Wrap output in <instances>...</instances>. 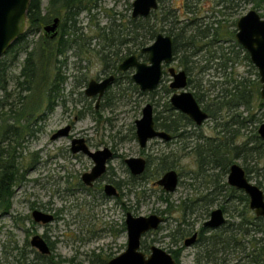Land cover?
Segmentation results:
<instances>
[{"label":"rangeland","instance_id":"1","mask_svg":"<svg viewBox=\"0 0 264 264\" xmlns=\"http://www.w3.org/2000/svg\"><path fill=\"white\" fill-rule=\"evenodd\" d=\"M133 1L93 0L92 5L95 7L90 12H80L73 23V29H78L76 36L79 39L76 45L62 57L56 58V61L52 60L49 74H53L56 69L55 73L59 72L64 78L62 90L51 110H48L46 97L43 99L46 89L42 91L43 85L37 91V100L34 99L38 113L30 123L34 125V130H39L33 138L29 137L22 144L23 149L20 151L23 161H19V175H22V179L13 188L10 211L0 216V264H27L31 261L37 264L35 254L44 255L30 245V240L35 235L43 237L52 246L50 255L43 257L38 264H106L126 248L127 236L123 228L126 211L133 216L162 214L167 218L156 231L143 237L141 250L145 254H148L150 246L167 252L172 250L179 244V240L171 238L177 229L199 230L207 220L206 213L199 215L188 211L185 216L188 215L187 221L192 225L179 227L183 218L182 202L186 198L193 200L200 196L210 199L212 195L208 193L214 188L210 173H206L204 179H195V153L190 151V146L183 145H197L199 141H192V138L199 134L208 139L222 137V126L216 128V122L212 119L200 127L192 124L186 129L191 133L187 135L191 139L179 140L175 145H165L161 140L153 139L145 149H140L135 136V121L141 118L143 107L148 103L152 105L153 117L157 119L156 127L167 123L166 117H171V113L176 112L167 111L173 92L165 90L171 81L168 75L163 77L155 91L149 93L135 89V85L123 76L109 87L98 104L95 99L84 98L86 82L100 77L104 70L103 63L95 54L106 46V42L98 36L99 27L109 28L115 13L122 18L129 17ZM221 1L229 9L218 4ZM47 4L48 0H41L42 13L45 12ZM158 4L159 9L154 11L156 14L152 15V19L157 24L158 33L164 34L175 32L174 27L180 30L184 25L188 26L187 30H194V23L202 25L200 30L198 27V31H201L204 26L218 21L212 26L218 27L220 37H224L227 31H234L235 35L237 19L250 9L264 15V0H159ZM165 14L173 25L160 21ZM70 24L72 26V23L67 22L68 26ZM40 36H43L42 29L30 32L20 43L19 53L14 61L13 53L5 54L0 60L5 66L4 81L8 92L13 90L12 78L19 74L25 59L26 54L22 51L42 47L43 42L38 40ZM74 36L69 35L66 38L71 39ZM219 45L226 47L224 53L232 51L229 54L231 62L225 64V61L222 64L223 61L218 63L214 59L219 55ZM126 47L135 50L127 42L120 46V52L125 51ZM245 53L243 48L217 42L213 44L210 52L206 50L192 58L194 64L187 73L191 83L186 90L198 94L196 100L201 108L204 110L208 105V109L219 117L218 124L223 123L239 145L249 142L253 134H257L258 126L264 122V106L259 107L264 103L259 97L260 87L257 89L255 85L254 88V84L259 82V76ZM179 65V59L175 58L170 66L182 70ZM130 75L127 74L128 77ZM242 80H246L248 91L252 89L255 92L253 97H248L251 107L248 109L245 105L234 102V108H224L218 112V104L226 100L224 91ZM3 95L0 89V99ZM27 107L28 111L31 105ZM66 126L70 127L68 137L50 139L52 134ZM226 136L230 135L226 133ZM70 137L84 138L92 150L107 147L114 152V158L108 162L105 178L99 182L101 187L107 180L122 181V185L128 180L129 173L124 164V159L127 158L141 157L146 160V155H149L153 161L147 171V178L138 180L137 186L132 187L131 191L119 186L122 195L117 200L100 197L98 187L84 189L80 176L90 171L92 162L82 154L72 156L69 151ZM171 153L177 158L173 169L178 172L180 181L174 193L166 194L155 184L158 176L154 169L157 160L161 161ZM233 163L241 166L247 179L264 193V157H259L258 153L246 155L235 159ZM217 181L219 186L226 187V175ZM232 194L236 197L243 193L237 191ZM123 204L127 206V210H123ZM216 208L217 204L213 202L210 209ZM225 208L226 223L223 227L215 233L204 232L207 237L215 236L213 240H202L198 246L183 249L178 264H264L261 260L264 256L260 255L264 249V225L249 209L248 200H229ZM34 209L53 214L55 220L47 225L34 223L31 217ZM214 240L217 244L212 246Z\"/></svg>","mask_w":264,"mask_h":264},{"label":"trees","instance_id":"2","mask_svg":"<svg viewBox=\"0 0 264 264\" xmlns=\"http://www.w3.org/2000/svg\"><path fill=\"white\" fill-rule=\"evenodd\" d=\"M92 1L52 0L51 5L46 9V13L43 14L40 7V0H31L27 13V28L23 36H27L30 32L40 31L44 25H47L51 21V18L58 16L62 19L61 40L53 46L49 44L47 37L40 36L39 40L43 42L42 47H35L32 51H27V49L22 51L26 56L19 74L14 79L12 78L14 88L11 92L7 91V84L4 81L5 66L0 61V89L4 94L0 99V216L8 214L10 211L11 201L14 195L13 188L22 179V175H19L21 167L19 166L21 163L19 161H23L22 151H20V149H23L22 144L27 137H33L39 130H34L32 128L34 125L30 123L31 119L34 120L35 115L38 113L37 103L34 105V99L35 101L37 100V91L42 85L44 86L42 91L46 88L43 93V99L45 100L46 97L48 110H51L55 106V101L60 96L64 78L59 75V72L55 73L56 69L53 74H49V67H51L52 60L56 61V58L62 57L71 46L70 43L66 44L63 42L62 35L68 38L69 35L76 33L73 29V23H75L76 17L80 12L84 10L90 12L95 7V5H92ZM218 4L223 5L224 9H229L222 1ZM155 12H152L147 18L136 19L131 18V15L122 18L121 15L115 13L111 19L113 22L109 28L99 27V38L106 42L108 48L115 49L114 54L111 55L112 58H115V61L112 62L114 69H116V64L114 65V63L125 57V55H122L124 51L120 52L119 48L127 42L135 50L132 51L126 47V55L136 54L139 58H144L140 54V50L150 44L158 33V29L156 28L157 24L153 23L154 20L152 19V15L156 14ZM261 17H264V15ZM160 21H167V23L173 25L169 22L166 14L161 16ZM67 22L72 23V26L71 24L68 26ZM216 22L218 23V21ZM216 22L211 23L210 26H204L201 31H198V27L200 30L202 25L198 26L194 23V25L191 24L196 27L194 30H187L186 28L188 26L184 25L180 30L174 27L176 31L167 34L173 39V54L177 60L179 59V66L186 74L191 70L192 64H194L192 58H196L203 51L207 50V52H210L213 44L217 42H221V44H232V46L239 49L242 48L235 40L234 31H227L224 37H220L218 27L213 28L214 26H212ZM23 36L6 52V54L13 53V61L19 53L20 42L18 41L23 39ZM225 48L222 45L218 47L220 49L219 55L214 57L215 60L219 61L218 63L223 61L222 64H224L226 61L225 64H227V62L232 61L229 57L232 51L228 50L224 53ZM36 55H38V59H36ZM245 57L249 59L247 53H245ZM206 61L208 62V59ZM59 64H61V61ZM188 64H190L189 67ZM2 66L3 68L1 69ZM188 82L190 84L191 79ZM129 83H132L130 79ZM255 85L259 89V82L254 84V88ZM134 88L136 89L137 87L134 86ZM165 90L167 91V89ZM253 93L255 92L252 89L248 91L246 80L239 81L234 87L224 91L226 100L218 104L220 106H217V111L219 112L224 108H234L232 106L234 102L237 105H245L249 109L251 106L249 105L248 97H253ZM193 95L196 99L198 98L197 93ZM28 105H31V108L27 111ZM263 106L264 103L262 102L259 107L261 108ZM167 107V111H173L169 105ZM204 110L211 113L214 119L216 118V116H213L212 111L208 109V105L204 107ZM170 127L171 125L169 124L164 125L165 129H169ZM216 128L220 127L216 126ZM221 131L224 136L218 138L208 139L199 135L200 141L203 144L198 142L193 149L194 153L197 154V162L201 173L204 175L210 173L212 181H215L217 177L225 176L228 173L229 166L239 157H245L246 155L252 156L257 153L259 157H264V141L259 138L258 134L254 133L249 142L245 141L242 145H239L235 142L231 131L227 130L223 123ZM226 133L230 135L229 137L226 136L227 138L225 137ZM171 167L172 164L166 160V157L156 164L157 172H164ZM228 191L229 193L236 192L233 189H229ZM238 198L244 202L248 200L243 194L238 196ZM257 220L261 221L264 225L263 218H257ZM48 245L52 249L51 244ZM260 255L262 256V253ZM35 257V261L38 264L40 262L39 260L45 256L35 254ZM261 260L264 261L262 258ZM27 264L35 263L31 261Z\"/></svg>","mask_w":264,"mask_h":264},{"label":"water","instance_id":"3","mask_svg":"<svg viewBox=\"0 0 264 264\" xmlns=\"http://www.w3.org/2000/svg\"><path fill=\"white\" fill-rule=\"evenodd\" d=\"M31 0H0V60L6 52L22 37L27 28V13ZM158 0H134L131 3L132 18H146L158 9ZM58 18H55L49 25L44 26L43 34L52 38L56 36ZM236 42L246 51L251 64L256 68L259 76V97L264 101V17L254 9H250L246 14L236 21ZM142 54L147 55V62H142L135 55L128 56L118 66L120 72L134 69L131 76L133 83L141 92H151L155 90L161 82L163 65L173 62V40L172 37L163 33H158L154 41L141 49ZM168 73L172 77L169 87L176 90L171 95L169 103L175 110L187 115L191 120L200 126L207 120V113L200 108L193 94L186 90L187 75L184 70L176 71L170 67ZM114 80L113 76L101 82L91 80L85 90L87 96L99 94V98L107 86ZM99 102V99L97 103ZM142 116L135 121V136L140 148H144L151 139L160 137L168 140L170 136L164 132L154 129L152 118V106L146 104L142 109ZM70 127L66 126L57 130L51 140L67 137ZM257 134L264 141V122L257 129ZM71 152H82L86 154L94 163L91 171L82 175L81 179L86 185H91L97 180L106 169L107 162L113 154L110 149L103 148L90 151L84 139L75 138L71 141ZM125 164L131 174L140 175L144 170L145 161L142 158H128ZM178 177L175 171L166 172L159 180L158 185L165 191L173 192L177 186ZM227 184L237 190L242 191L248 198V207L255 217L264 219V193L257 185L252 184L246 177L244 169L232 163L227 174ZM107 196H118L116 190L111 185H106ZM36 223L50 224L53 221L51 214L34 210L31 214ZM163 222V217L150 214L148 216H133L126 213L124 225L127 235L126 249L118 256L110 259L107 264H175L173 258L161 248L152 246L151 253L145 257L140 251L142 237L158 229ZM225 223L223 213L220 209L211 212L209 220L204 226L218 228ZM196 235L185 241V246L191 245ZM30 245L41 255L48 256L51 251L46 241L39 235H35L30 240ZM264 256V249L262 251Z\"/></svg>","mask_w":264,"mask_h":264},{"label":"flooded vegetation","instance_id":"4","mask_svg":"<svg viewBox=\"0 0 264 264\" xmlns=\"http://www.w3.org/2000/svg\"><path fill=\"white\" fill-rule=\"evenodd\" d=\"M51 1L52 0H48V4H47V7H46V9L49 7V5H51ZM40 2H41V0H40ZM44 13H46V10H45V12ZM43 13V14H44ZM131 15V14H130ZM150 16V15H149ZM56 17H54V18H51V21L49 22V23H47V25H49V24H51L52 22H53V20L55 19ZM58 18V17H57ZM132 18V17H131ZM147 18V17H146ZM134 19V18H133ZM136 19V18H135ZM58 20H59V22H58V25H57V33H56V36L55 37H51V36H49V35H44L43 34V36L44 37H47V39H48V41H49V44H51V45H53V46H55L56 44H58L59 43V41L61 40V32H62V28H61V24H62V19L60 20V18H58ZM44 26H46V25H44ZM44 26L41 28L42 29V33H43V28H44ZM78 29L76 28L75 29V32L77 31ZM158 34V33H157ZM156 34V35H157ZM164 34V33H163ZM72 35H75L74 37H72L71 39H65V37L66 36H63L62 35V38L64 39L63 40V42L64 43H66V44H69L70 43V47H69V49L73 46V45H76V43H77V39H79V37L78 36H76L77 34L75 33V34H72ZM167 35V34H166ZM170 36V35H169ZM24 38H25V36H23ZM156 37V36H155ZM155 39V38H154ZM39 40V39H38ZM173 40V39H172ZM24 41V39H20L18 42H23ZM154 41V40H153ZM152 41V42H153ZM151 42V43H152ZM150 43V44H151ZM150 44H148V45H150ZM147 45V46H148ZM146 47V46H145ZM144 48V47H143ZM68 49V50H69ZM78 50V49H77ZM141 51V50H140ZM114 52H115V49H113V48H108L107 47V44H106V46L104 47V48H101V50L99 51H97V52H95V54H97L98 55V58H100V61L103 63V65H104V70L102 71V74H101V76L100 77H97L96 79H91V80H94V81H96V82H101V81H103L104 79H107V78H109L110 76H113L114 77V80L107 86V88L105 89V91L103 92V94H102V96L99 98V94H96V95H93V96H87L86 94H85V90H86V88H87V86H88V83L91 81V80H89V81H87L86 82V84H85V89H84V91H83V95H84V98L85 99H87V100H92V99H95V101H96V104H98L97 103V101H98V99H99V101L104 97V95L106 94V92H107V90L109 89V87L110 86H112V85H114V84H116L119 80H121V78L123 77V76H126L127 77V79H128V82H129V79L131 80V82L133 83V81H132V79H131V76H132V74H133V72H134V69H128L127 71H124V72H120L119 70H118V66H119V64L125 59V58H127L128 56H131V55H135L136 57H137V59L139 60V61H142V62H147V55L146 54H142L141 52H140V54H142L143 56H144V58H139V56L138 55H136V54H129V55H126L127 53H126V51H124L123 53H122V55H125V57L124 58H122L120 61H118V62H115L114 63V65L116 64V69H114L113 68V64H112V62H114L115 61V58H112V54H114ZM173 56H174V54H173ZM174 60H175V56H174V58H173V62H174ZM172 62V63H173ZM171 63V64H172ZM171 64H166V65H163V74H162V79H161V82H162V80H163V77L164 76H166V75H168L169 77H170V79H171V81H170V83L172 82V77H171V75L168 73V69L170 68V67H172V66H170ZM174 68V67H173ZM179 70H181V69H176V71H179ZM183 70V69H182ZM186 73V72H185ZM127 74H131L130 75V77H128L127 76ZM118 75H120L121 77L119 78V76ZM187 75V74H186ZM188 80H189V78H188V75H187V87L189 86V82H188ZM161 82H160V84H161ZM170 83H169V85H170ZM119 84V83H118ZM134 84V83H133ZM159 84V85H160ZM135 85V84H134ZM158 85V86H159ZM169 85H168V89H167V92L168 91H173L172 92V94L173 93H175V92H178V91H176V90H172L170 87H169ZM136 86V85H135ZM137 87V86H136ZM138 88V87H137ZM158 88V87H157ZM156 88V89H157ZM155 89V90H156ZM187 89V88H186ZM155 90H153V91H155ZM140 91V90H139ZM141 92V91H140ZM152 92V91H151ZM142 93H149V92H142ZM171 94V95H172ZM194 96V95H193ZM171 97V96H170ZM170 99V98H169ZM196 99V98H195ZM198 102V101H197ZM199 104V103H198ZM169 105H170V103H169ZM152 106V105H151ZM199 106H200V104H199ZM170 107H171V105H170ZM172 108V107H171ZM200 108H201V106H200ZM173 110H175L174 108H172ZM205 111V110H204ZM206 112V111H205ZM207 113V115H208V117H207V120H205V121H203V123L200 125V126H202L204 123H206L207 121H209V120H213V121H215L216 122V126H222V125H220V124H218V119H219V117L216 115V114H213V116H216V118L214 119L213 117H212V115H211V113H208V112H206ZM170 115V114H169ZM152 118H153V123H154V129L155 130H157V131H160V132H164V133H166V134H168L169 136H170V138L168 139V140H165V139H163V138H160V137H157V138H154V139H159V140H161L162 142H163V144H172V145H175L176 143H177V141H181V140H183V139H187V138H190L191 139V136H187V135H189V134H191L190 132H188L186 129L188 128V126H190V125H192V124H194L196 127H200V126H197L192 120H191V118H189L187 115H185V114H183V113H181V112H179V111H177L176 110V112H173V113H171V117H166V121H167V123H162V124H160L161 125V127H156V125H155V118L153 117V107H152ZM163 122V121H162ZM166 124H169V125H171V127L169 128V129H165L164 128V125H166ZM53 135V134H52ZM51 135V136H52ZM70 135V131H69V134H68V136ZM200 135V134H199ZM199 135H195L194 136V138H192V141H196V142H201L200 141V138H199ZM67 136V137H68ZM193 137V136H192ZM203 137V136H202ZM30 138H33V137H30ZM26 139H28V137L26 138ZM50 139H51V137H50ZM72 139H75L74 137H70V146H69V151H70V153L72 154V156L73 157H75V156H77V155H84V156H86V157H88L86 154H84V153H82V152H77V153H72L71 152V147H72V143H71V141H72ZM82 139H84V138H82ZM151 140H153V139H151ZM151 140H149V141H151ZM84 141H85V144H86V146L89 148V150L90 151H96V150H92L88 145H87V141L84 139ZM148 141V142H149ZM148 142H147V144H148ZM147 144H146V146H147ZM146 146L144 147V148H140V149H145L146 148ZM183 146H190V151L192 152L193 151V149L195 148V146L196 145H190V144H184ZM103 148H107V147H103ZM102 148V149H103ZM109 149V148H108ZM97 150H100V149H97ZM111 150V149H110ZM111 152H112V154H113V156H112V158L108 161V162H110L113 158H114V152L111 150ZM195 156H197V154H195ZM166 157V160L167 161H169L171 164H172V167L171 168H169V169H167V170H165L164 172H157V169H156V165H155V174L158 176V179L155 181V184L157 185V186H159L158 185V180L166 173V172H169V171H175L176 173H177V177H178V182H177V186H176V188H175V190L173 191V192H167V191H165V189L162 187V186H159L163 191H164V193H166V194H172V193H174L175 191H176V189H177V187H178V184H179V181H180V176H179V174H178V172L175 170V169H173L174 168V166L177 164V158L175 157V154L174 153H171L170 155H167V156H165ZM170 157V158H169ZM89 158V157H88ZM137 158H141V157H137ZM172 158H174V159H172ZM90 160H91V158H89ZM128 159V158H127ZM144 161H145V164H144V170H143V172L140 174V175H136V176H134V175H132L131 174V172H130V170L128 169V167H127V165L125 164V160L126 159H124V164H125V166H126V168H127V170H128V173H129V177H128V180L127 181H125L124 182V184L122 185V181H119V182H113L112 180H107V181H104V183H103V185H102V187H101V185H99V182L100 181H102L104 178H105V175H106V173H107V167H108V162H107V164H106V169H105V172L97 179V180H95L94 182H92V184L91 185H86L83 181H82V179H81V177H82V175L83 174H85V173H89L90 171H91V169H92V167L94 166V163H93V161L91 160V162H92V167H91V169H90V171L89 172H85V173H83L81 176H80V181H81V184H82V186H84V189H86V190H89L90 188H92V189H94L95 187H98V190H99V196L100 197H107V198H113V199H115V200H117L119 197H121V195H122V192H120L121 190H120V187L121 186H124V187H126V189L128 190V191H131V188L132 187H135V186H137V184H136V182L138 181V180H142V179H145V178H147V171H148V169H149V167H150V165H151V162L153 161L152 159H150V157H149V155H146V160L144 159V158H142ZM195 159H196V163H197V170L194 172V175H195V179L196 178H205V175L204 174H202L201 173V169H199V164H198V160H197V157H195ZM158 162H160V160H157L155 163L157 164ZM218 173V172H217ZM228 174V173H227ZM227 174H226V184H227ZM206 177H208V176H206ZM223 176H221L219 179H221ZM194 179V180H195ZM218 177H217V179L214 181H212L214 184H212V186H214V188L212 189L213 191L212 192H210V193H208V195H212V197L210 198V199H208L209 197H207V196H200V197H195L193 200H189V199H185L183 202H182V204H183V210H182V213H183V218H182V220L179 222V227H181V226H190V225H192L191 223H189L188 221H187V218L186 217H188V215L187 216H185L186 215V213L188 212V211H191V214H202V213H206L207 215H208V217H207V220L205 221V222H203L202 223V226H201V229H199V230H195V231H193V229H183V230H176V233L175 234H173V235H171L172 237L171 238H173L174 240H176V241H178L179 242V244H178V246H174V248L172 249V250H168V252L166 251V250H164L165 252H167L168 254H170V256L173 258V260L175 261V264H178V260H179V257H180V252L183 250V249H187V248H190V247H195V246H198L199 244H201L204 240L205 241H207L208 239H211V240H213V238L215 237V236H211V237H207L206 235H204V232H209V233H215V232H217V231H219L222 227H223V225L226 223V219H225V217H224V219H225V223L222 225V226H220V227H218V228H209V227H206V226H204V224L209 220V218H210V214H211V212L212 211H214V210H216V209H220L221 211H222V213H223V216H224V214H225V210H226V208H225V205L228 203V201L229 200H235V201H240L239 200V198H238V196H237V198L235 197V196H233V194L232 193H229L228 194V190L229 189H233V190H235L236 192L237 191H240V190H237V189H235V188H232V187H230L228 184V186L230 187H227V185H226V187L228 188H226V187H223V186H219V183H218ZM99 185V186H98ZM106 185H111V186H113L114 188H115V190H116V194H118V196H107L106 195V193H105V190H104V188H105V186ZM120 186V187H119ZM97 190V189H96ZM235 192V193H236ZM240 192H242V191H240ZM234 193V192H233ZM243 193V192H242ZM244 194V193H243ZM245 195V194H244ZM246 196V195H245ZM247 197V196H246ZM248 199V198H247ZM213 202L215 203V204H217V208L216 209H214V210H212V209H210V206L213 204ZM124 205V207H123V210H127L128 208H127V206H125V204H123ZM34 210H37V209H34ZM33 210V211H34ZM186 210V211H185ZM32 211V212H33ZM126 213H130V212H128V211H126ZM126 213H125V216H126ZM185 213V214H184ZM32 214V213H31ZM49 214V213H48ZM52 216H53V221L55 220V216L53 215V214H51ZM156 215H159V216H161V217H163V222H162V224L167 220V218L165 217V216H163L162 214H156ZM185 216V217H184ZM32 217V216H31ZM33 220V219H32ZM125 220V219H124ZM52 221V222H53ZM34 222V221H33ZM34 223H36V222H34ZM36 224H40V225H47V224H41V223H36ZM161 225V224H160ZM160 227V226H159ZM158 227V228H159ZM123 228L125 229V225L123 224ZM125 231H126V229H125ZM156 231V230H155ZM151 232H153V231H150V232H148V233H146L145 235H147V234H149V233H151ZM144 235V236H145ZM193 235H196V237H195V240H194V242L191 244V245H189V246H185V241L186 240H188V239H190ZM127 236V235H126ZM143 236V237H144ZM143 237H142V239H143ZM43 238V237H42ZM44 239V238H43ZM142 239H141V243H142ZM203 240V241H202ZM181 242H182V245H181ZM217 241L216 240H214L213 241V245L212 246H214L215 244H217L216 243ZM47 243V242H46ZM126 243H127V240H126ZM212 244V243H211ZM47 245H48V243H47ZM49 246V245H48ZM152 246H150L149 247V249H148V254H145L142 250H141V244H140V251L145 255V257H147L150 253H151V251H150V248H151ZM50 248V247H49ZM126 249V248H125ZM163 250V249H162ZM50 251H51V249H50ZM125 251V250H124ZM208 253H210V251H208ZM121 254V253H120ZM50 255V254H49ZM118 256V255H117ZM108 263V261L106 262V264Z\"/></svg>","mask_w":264,"mask_h":264}]
</instances>
